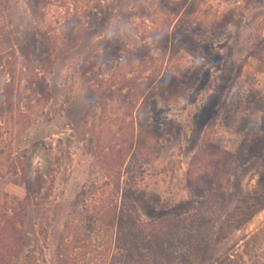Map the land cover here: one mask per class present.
Returning a JSON list of instances; mask_svg holds the SVG:
<instances>
[{
    "label": "rangeland",
    "instance_id": "rangeland-1",
    "mask_svg": "<svg viewBox=\"0 0 264 264\" xmlns=\"http://www.w3.org/2000/svg\"><path fill=\"white\" fill-rule=\"evenodd\" d=\"M85 1L40 13L34 0H0V264H56L100 146L126 150L122 189L143 220L182 221L172 264H217L227 253L264 264V0H233L223 24L206 8L202 32L177 41L182 52L140 40L134 0L108 5L98 34L84 35ZM44 13L61 51L40 76L22 75ZM130 51L146 57L128 73ZM24 168L46 182L41 204L25 209Z\"/></svg>",
    "mask_w": 264,
    "mask_h": 264
},
{
    "label": "trees",
    "instance_id": "trees-1",
    "mask_svg": "<svg viewBox=\"0 0 264 264\" xmlns=\"http://www.w3.org/2000/svg\"><path fill=\"white\" fill-rule=\"evenodd\" d=\"M54 1L56 0H34V5L39 12H46L47 7ZM232 1L134 0L131 8L135 9V13L129 18L133 20L141 41L150 39L152 46L164 50H168L173 42L171 51L182 52L185 48L177 41L184 38V33L188 30L196 34L202 32L204 23L197 21L205 15L206 8L214 10V22L223 24L234 19ZM121 2L122 0L85 1L86 9L79 13L84 24L78 31L88 36L98 34L96 25L100 16L107 14V6ZM93 8L99 11L94 14ZM41 18L42 23L37 24L26 41L23 60L20 62L22 75L30 71L34 76H40L39 70L51 65L61 51L56 29L47 24L46 13L42 14ZM192 25H195V28ZM212 34L217 36L219 33L213 30ZM36 51H39V54ZM129 54V58H125L126 62L123 60L121 64L123 68H129L127 71L131 73L134 68L144 64L146 54L141 52L135 57H132V51ZM123 68H120V71ZM95 74L93 72L94 76H103ZM184 74L182 72L179 76ZM163 76L174 75L168 72ZM126 155V150L121 148L114 155L105 153L103 146L97 148L94 163L99 170L96 169L93 173L96 175L94 181L83 186L78 195L80 204L71 210L64 224L56 248V264H172L175 261V234L182 221L173 218L151 222L138 215L135 206L122 189L125 179L122 167ZM132 164L133 161H130L128 166ZM21 182L25 187L26 196L20 205L24 209L30 205H40V197L46 184L44 179H32L24 168ZM10 223L11 217L7 216L1 226L2 235L8 234ZM16 240L20 244L23 237L18 235ZM13 243L14 241L8 243L7 249H10ZM236 258L238 256L227 253L217 264H238ZM36 263L42 264L39 258H36Z\"/></svg>",
    "mask_w": 264,
    "mask_h": 264
}]
</instances>
